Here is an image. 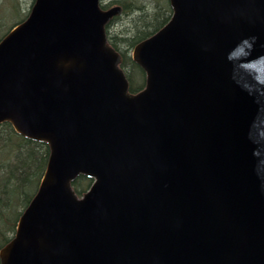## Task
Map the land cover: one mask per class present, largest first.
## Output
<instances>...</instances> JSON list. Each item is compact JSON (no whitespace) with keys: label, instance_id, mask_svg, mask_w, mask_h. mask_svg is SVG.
<instances>
[{"label":"water","instance_id":"1","mask_svg":"<svg viewBox=\"0 0 264 264\" xmlns=\"http://www.w3.org/2000/svg\"><path fill=\"white\" fill-rule=\"evenodd\" d=\"M169 2L135 94L120 6L34 0L0 41V124L50 148L1 264H264V0Z\"/></svg>","mask_w":264,"mask_h":264},{"label":"trees","instance_id":"2","mask_svg":"<svg viewBox=\"0 0 264 264\" xmlns=\"http://www.w3.org/2000/svg\"><path fill=\"white\" fill-rule=\"evenodd\" d=\"M0 1L7 6L13 0ZM20 1L16 0L18 6ZM113 4L123 7L122 14L127 21L121 25L120 32L112 33L108 31L109 27L119 20L114 18L107 26V36L123 57L121 67L131 92H137L145 85V73L133 62L129 50L162 28L171 18L172 10L168 0H111L102 7L106 9ZM49 154L46 143L19 135L9 123L0 125V249L11 240L23 210L36 193ZM91 183L92 179L80 176L73 182V187L81 195Z\"/></svg>","mask_w":264,"mask_h":264},{"label":"rangeland","instance_id":"3","mask_svg":"<svg viewBox=\"0 0 264 264\" xmlns=\"http://www.w3.org/2000/svg\"><path fill=\"white\" fill-rule=\"evenodd\" d=\"M142 1H147V0H142ZM32 3L33 0H21L20 5L18 6L16 0L15 1L13 0L12 3H10V5L7 6L0 4V6L2 5L4 7V8L3 7L0 8V37H3L12 27V25L14 26V24L21 21L26 16V14L31 8ZM117 17L119 18V20L116 21L115 24H112L111 27H109L108 29V31L110 30V32L112 33L120 32L121 25L125 23V21H127L125 14H121L120 16ZM129 54L130 55L132 54V49L129 50Z\"/></svg>","mask_w":264,"mask_h":264}]
</instances>
